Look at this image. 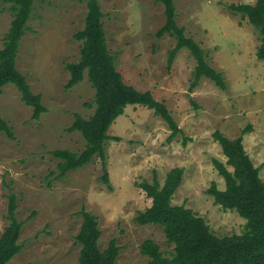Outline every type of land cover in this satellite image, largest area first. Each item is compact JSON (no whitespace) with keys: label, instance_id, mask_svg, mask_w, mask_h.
Returning <instances> with one entry per match:
<instances>
[{"label":"rangeland","instance_id":"374dc122","mask_svg":"<svg viewBox=\"0 0 264 264\" xmlns=\"http://www.w3.org/2000/svg\"><path fill=\"white\" fill-rule=\"evenodd\" d=\"M97 1L106 45L124 83L163 102L182 133L168 142L171 132L160 117L146 107L127 106L108 131L120 139L106 144L111 190L101 180L99 159L55 178L59 161L52 151H83L81 134L67 129L75 115L88 119L95 111V90L86 74L81 83L66 89L70 75L64 65L79 58L81 43L72 36L83 28L87 9L84 2L37 1L20 41L16 68L31 92L41 96L45 112L34 120L33 109L11 84L0 94V115L14 135L9 140L0 132V236L9 224L11 195L21 223L22 249L8 264H77L81 246L75 236L82 209L96 217L99 250L116 241V264H147L140 253L146 240L169 258L173 246L167 244L163 228L140 226L135 218L151 206L138 184L151 183L156 174L162 187L175 168L183 175L171 204L194 212L218 237L242 235L246 220L216 206L207 193L212 183L221 191L225 188L212 162H227L214 141L216 131L229 140L242 137L264 183V62L256 58L261 37L247 19L229 11L232 4L253 5L256 0L174 1L176 24L201 46L208 64L222 72L227 85L220 90L203 78L191 94L192 56L183 49L169 66L176 42L168 35L156 37L165 22L162 5L154 0ZM11 20L9 5L0 3V49Z\"/></svg>","mask_w":264,"mask_h":264},{"label":"trees","instance_id":"16d2710c","mask_svg":"<svg viewBox=\"0 0 264 264\" xmlns=\"http://www.w3.org/2000/svg\"><path fill=\"white\" fill-rule=\"evenodd\" d=\"M39 0H0L9 5L12 14L10 28L4 37L3 48L0 49V94L5 85L11 84L21 94L22 102L33 109L32 118L38 119L45 112L41 104V96L31 92L26 78L17 70L16 59L20 41L28 31L34 4ZM84 2L86 16L84 26L74 33L73 40L80 42V55L74 63H64L70 78L66 89L81 83L86 74L89 83L95 90L94 114L84 119L75 115L74 121L67 132H79L85 141V149L81 152L54 150L51 155L59 161L55 178H64L68 173L83 168L95 159L101 161L102 182L111 190L107 172L106 144L109 141L119 142L111 137L108 131L114 121L123 115L127 106H142L152 110L168 126L171 134L168 142L182 133L173 116L163 102L157 101L146 91L140 92L124 83L121 74L116 70L115 59L106 45L103 29V13L97 0H65ZM175 0H154L164 8L165 22L157 33V38L168 35L176 42L175 48L169 53L170 66L176 54L185 49L195 61L192 81L188 88L191 94L198 87L201 79L211 81L220 90L227 85L222 72L212 68L204 50L191 37H187L184 29L176 24ZM229 11L247 19L261 37L256 58L264 62V0H256L253 5H230ZM192 104L193 101L190 100ZM86 106L90 107L89 104ZM0 132L9 140L14 139L13 131L0 115ZM244 134L246 131L243 132ZM227 159L226 165L232 168L229 172L226 165L213 160L218 175L224 179L223 191L212 183L207 193L213 198L214 204L222 210L235 211L246 220L242 235L218 237L214 235L205 221L194 212L182 206L171 204L172 196L181 183L183 170L175 168L165 178L160 187L156 174L152 182H142L138 187L151 200V206L138 212L135 222L140 226L159 225L168 245H172L170 257L164 256L160 247L152 240H146L140 247L142 256L148 258L147 264H264V183L243 146L239 137L229 140L222 133L213 134ZM7 219L9 224L0 236V264H8L20 251L18 243L21 223L15 218V197H9ZM82 225L75 236L80 253L77 264H116L119 247L111 240L106 249L99 250L100 231L96 217L82 209L80 211Z\"/></svg>","mask_w":264,"mask_h":264}]
</instances>
